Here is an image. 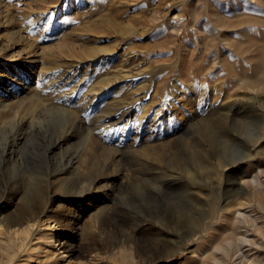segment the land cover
Here are the masks:
<instances>
[{"label": "rangeland", "instance_id": "obj_1", "mask_svg": "<svg viewBox=\"0 0 264 264\" xmlns=\"http://www.w3.org/2000/svg\"><path fill=\"white\" fill-rule=\"evenodd\" d=\"M0 199V264H233L264 240V0H0Z\"/></svg>", "mask_w": 264, "mask_h": 264}, {"label": "bare ground", "instance_id": "obj_2", "mask_svg": "<svg viewBox=\"0 0 264 264\" xmlns=\"http://www.w3.org/2000/svg\"><path fill=\"white\" fill-rule=\"evenodd\" d=\"M204 148V147H203ZM206 149V148H204ZM208 150V149H207ZM66 170V169H65ZM63 171V169H62ZM67 172V171H66ZM253 182L254 184H256V186L258 188H262L263 187V182L261 180V178L258 176V175H254L253 176ZM50 197V196H49ZM52 199V197H51ZM50 199V200H51ZM1 200V199H0ZM1 203V202H0ZM53 203V202H52ZM2 204V203H1ZM0 204V220L3 221L4 218L6 217L5 214L7 211V209L5 208V206H2ZM45 204V202H44ZM49 204L50 202L47 204H45V206H43L41 209H40V206H39V210H36V211H33L30 212L32 213L31 215H28L25 213V209H17L16 211H19L21 212V216L15 220H11L10 221H5L4 222V225H5V229L6 231H8V233L10 235H13V234H16V233H19V231H21L20 227L23 226V223L26 221V220H35L37 221L38 223L41 222V213L47 209H49ZM16 206V205H15ZM18 208V207H17ZM33 209V208H32ZM31 209V210H32ZM11 213V212H10ZM235 216L238 218H243V219H247V217L250 215L248 213V209H244V208H238L236 211H235ZM5 216V217H4ZM28 222V221H27ZM25 222V223H27ZM30 222V221H29ZM32 224V223H31ZM35 224V223H34ZM33 225V224H32ZM2 227V226H0ZM31 227V225L29 224V228ZM4 228V227H3ZM31 230V229H29ZM264 233V232H263ZM254 237V236H253ZM252 236L250 235H244V236H239L238 238H227L225 239L223 242L219 241L218 243H216L214 245V250L215 251H220L221 253H225V254H229L231 251H234V255H233V264H243L244 261H245V258H254V256L252 257V255H250V251L253 250L254 246L256 248L255 250V253H258L260 252V254H263L262 253V250L264 248V240H257V239H254ZM258 238V237H257ZM260 239V238H259ZM263 239V238H262ZM61 243V242H60ZM68 243V242H66ZM71 245V244H70ZM71 247V246H70ZM254 254V253H253ZM255 255V254H254ZM258 256V255H257ZM257 258V257H255ZM221 261L223 262V264H229L227 261H225L224 257L221 258ZM263 261H264V256H263ZM1 262V261H0ZM249 262V261H248ZM250 263V262H249ZM248 263V264H249ZM2 264V263H1ZM247 264V263H246Z\"/></svg>", "mask_w": 264, "mask_h": 264}]
</instances>
